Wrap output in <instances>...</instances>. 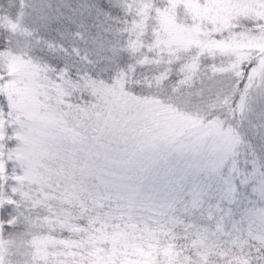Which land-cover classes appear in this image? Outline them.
I'll return each instance as SVG.
<instances>
[{"label":"snow or ice","instance_id":"obj_1","mask_svg":"<svg viewBox=\"0 0 264 264\" xmlns=\"http://www.w3.org/2000/svg\"><path fill=\"white\" fill-rule=\"evenodd\" d=\"M0 264H264V0H0Z\"/></svg>","mask_w":264,"mask_h":264}]
</instances>
